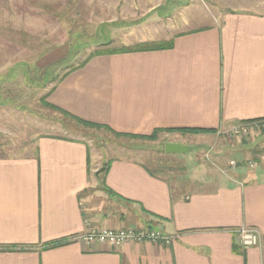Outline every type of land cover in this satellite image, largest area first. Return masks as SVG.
Listing matches in <instances>:
<instances>
[{"label":"crops","instance_id":"obj_1","mask_svg":"<svg viewBox=\"0 0 264 264\" xmlns=\"http://www.w3.org/2000/svg\"><path fill=\"white\" fill-rule=\"evenodd\" d=\"M253 10L233 7L215 24L191 29H172L171 20L160 41L173 47L94 57L58 82L47 102L122 134L204 128L217 133L196 136H218L264 122V8ZM143 24L123 28L135 35L123 49L161 33ZM239 159L232 177L187 196L139 158L111 159L108 193L89 143L40 135L33 155L0 158V264H264V165L249 171ZM86 220L171 241L88 244L79 239L90 229ZM243 226L260 230L258 246L242 248L235 231ZM57 241L66 243L45 247Z\"/></svg>","mask_w":264,"mask_h":264},{"label":"rangeland","instance_id":"obj_2","mask_svg":"<svg viewBox=\"0 0 264 264\" xmlns=\"http://www.w3.org/2000/svg\"><path fill=\"white\" fill-rule=\"evenodd\" d=\"M233 7L259 10L264 0H0V158L33 155L37 138L43 134L69 136L90 144L97 171L111 159L139 158L185 196L204 185L212 189L214 179L222 175L232 177L231 160L238 164L241 158L249 171L257 162L264 165V122H259L263 125L260 136L234 135L241 122L224 135L167 132L155 140H139L79 125L41 100L63 75L96 50H123L135 37L123 33V28L135 30L140 22L143 28H151L150 33L160 28L161 33L146 36L153 37L152 42L143 43L155 45L162 43L171 20L172 29L175 24L177 29L211 25ZM152 20L154 25H147ZM12 71L14 76L6 79ZM170 141L193 150L167 154L165 145ZM136 214L144 218L140 211Z\"/></svg>","mask_w":264,"mask_h":264},{"label":"built area","instance_id":"obj_3","mask_svg":"<svg viewBox=\"0 0 264 264\" xmlns=\"http://www.w3.org/2000/svg\"><path fill=\"white\" fill-rule=\"evenodd\" d=\"M261 121H245L237 125L234 129V135L245 137L253 133L255 136L262 134L263 125ZM233 167L237 166L235 161H231ZM250 167H254L250 164ZM86 225L90 227L89 231L79 236V239L88 244L100 243L114 247H120L128 243H142L145 241L170 243L171 239L164 234L143 229H114V228H94L90 222L86 220ZM239 237L240 245L244 249H249L260 244V230L252 226H243L235 231Z\"/></svg>","mask_w":264,"mask_h":264},{"label":"trees","instance_id":"obj_4","mask_svg":"<svg viewBox=\"0 0 264 264\" xmlns=\"http://www.w3.org/2000/svg\"><path fill=\"white\" fill-rule=\"evenodd\" d=\"M173 47V42H168V43H159V44H155V45H143V44H140L138 46H135L133 48H129V49H123V50H118V49H102V50H96L93 54H91L88 59L81 63L80 65L76 66L75 68L71 69L69 72H67L65 75H63L61 77V79L58 81L60 82L61 80H63L66 76H68L71 72L73 71H76L84 66L87 65V63L94 57H97V56H102V55H113V54H118V53H122V52H141V51H146V50H160V49H168V48H171ZM14 71L12 72H9L7 75H6V79H11L13 76H14ZM13 74V75H12ZM57 82V83H58ZM0 86H2V82L0 81ZM55 89V87H53L49 92L48 94H46V96L44 98H42L41 100L43 101L44 105L48 108H51L55 111H58L60 113H62L65 117H68L74 121H76V123H78L79 125H83L85 127H89V128H99V129H106L107 131L111 132L112 134H114L116 137H124V138H130V139H139V140H155L157 137H158V134L160 133H188V134H216L217 133V130L215 129H204V128H169V129H156L152 134L150 135H135V134H122V133H118L116 131H114L113 129L109 128L108 126H102V125H99V124H95V123H90V122H87V121H84V120H81L79 118H76L75 116H72L70 115L69 113L67 112H64L63 110H60L59 108L51 105L50 103L47 102V98L49 97L50 93ZM249 121H256V120H249ZM248 121V122H249ZM259 121V120H257ZM166 153V152H165ZM243 164V162H242ZM110 166H111V163L108 161L104 167L106 168L105 171L101 172L99 175H98V180L100 181V183L102 182L103 183V187L104 189L109 193H111V190L106 186V182H105V179H106V175H107V172L109 171L110 169ZM150 169L155 172V173H158L156 171H154V169H152L150 167ZM159 174V173H158ZM66 241H57V242H54V243H51L49 245H46L45 247L47 248H52V247H57V246H61L63 244H65ZM24 249L22 247H18V246H12L10 249L11 250H15V249Z\"/></svg>","mask_w":264,"mask_h":264},{"label":"water","instance_id":"obj_5","mask_svg":"<svg viewBox=\"0 0 264 264\" xmlns=\"http://www.w3.org/2000/svg\"><path fill=\"white\" fill-rule=\"evenodd\" d=\"M193 150L192 147L183 145V144H179V143H173V142H168L165 145V152L167 154H171V153H178V154H185L188 152H191ZM105 167H103L102 169H100L99 171H97V175H99V173L105 171Z\"/></svg>","mask_w":264,"mask_h":264}]
</instances>
